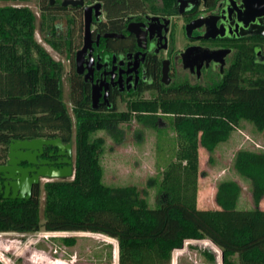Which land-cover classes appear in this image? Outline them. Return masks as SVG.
Returning <instances> with one entry per match:
<instances>
[{"label": "trees", "instance_id": "trees-1", "mask_svg": "<svg viewBox=\"0 0 264 264\" xmlns=\"http://www.w3.org/2000/svg\"><path fill=\"white\" fill-rule=\"evenodd\" d=\"M39 5L42 26L49 28L65 9L57 3L48 6L47 0ZM45 40L59 55L72 53L70 35ZM263 41L241 42L230 68L210 86L181 84L174 94L164 87L150 98H124V110L115 104L92 109L88 91L71 68L72 117L63 100V64L36 40L34 12L25 5L0 6V161L11 139L58 137L74 145L73 177L34 184L29 198L0 196V232L101 233L117 240L118 264H170L172 250L185 239L205 238L221 250L223 264H264V209L237 207L241 187L236 180L217 183L216 208L196 204L198 146L212 152L242 120L264 138V63L253 57V45ZM162 116L175 138L162 169L152 177L156 201L149 204L134 185L103 181V142L93 134L132 117L166 134L157 125ZM232 169L249 181L257 205L264 197V150L237 149ZM59 240L70 245L74 237Z\"/></svg>", "mask_w": 264, "mask_h": 264}, {"label": "flooded vegetation", "instance_id": "flooded-vegetation-1", "mask_svg": "<svg viewBox=\"0 0 264 264\" xmlns=\"http://www.w3.org/2000/svg\"><path fill=\"white\" fill-rule=\"evenodd\" d=\"M40 1L39 30L45 32V39L71 36L72 53L65 55L95 110L113 104L119 110V103L125 105L124 98L159 95L164 87L174 94V88L181 84L210 86L230 68L241 42L251 45L254 37L264 40V18L261 25L247 19L241 0H83L82 5L75 6L62 5L63 0H47L48 6L57 3L65 8L50 28L42 26ZM97 3L96 10L93 6ZM85 7H91L90 42L82 70L77 72L75 56L84 45ZM63 15L69 28L61 33L57 20ZM263 44L253 45V57L261 63ZM205 48L226 50L222 63L203 58ZM93 92L98 95L95 107ZM42 157L60 166L56 160L62 157L56 155L55 148L46 147Z\"/></svg>", "mask_w": 264, "mask_h": 264}, {"label": "rangeland", "instance_id": "rangeland-1", "mask_svg": "<svg viewBox=\"0 0 264 264\" xmlns=\"http://www.w3.org/2000/svg\"><path fill=\"white\" fill-rule=\"evenodd\" d=\"M8 4L27 5L34 12L35 38L50 53L54 59H60L63 64L62 94L63 100L73 117L69 102L70 73L69 56L59 55L45 41L44 31L39 30L38 2L0 1V6ZM57 23L64 33L68 28L67 16L63 15ZM264 46V44H263ZM153 95H143L150 98ZM119 110H124V103H119ZM159 118L158 127L164 128L160 135L153 128H146L134 117L129 121L120 122L111 130H98L94 137H100L103 142L99 161L103 171V181L113 186L134 185L141 196H145L149 204L156 201L155 187L152 177L162 169L164 157L168 155L171 139L175 131L169 127L166 118ZM239 128L249 133L252 140L240 144L239 132H232L229 137L219 142L212 152L198 146V178L196 204L201 209L217 207L214 200L217 183L221 179H233L241 187V198L238 208L264 209V197L257 205L254 204L250 183L234 173L232 158L238 148L264 150V138L251 122L242 120ZM160 140V148L157 143ZM72 161L74 160V145L72 143ZM71 178V177H68ZM66 178V179H68ZM46 180L40 181V186ZM43 191L41 192L40 211L42 209ZM74 237L73 243L66 245L59 237ZM118 243L113 237L84 231H62L49 234V231L39 229L33 232H0V264H118ZM206 253V257L203 254ZM223 264L221 250L209 239H185L182 246L174 248L170 264Z\"/></svg>", "mask_w": 264, "mask_h": 264}, {"label": "water", "instance_id": "water-1", "mask_svg": "<svg viewBox=\"0 0 264 264\" xmlns=\"http://www.w3.org/2000/svg\"><path fill=\"white\" fill-rule=\"evenodd\" d=\"M52 1V0H51ZM243 12L247 19L261 25L264 18V0H241ZM82 5L83 0H63L62 5ZM96 10L99 4L93 6ZM98 12H96L97 14ZM91 7L84 8V45L76 52V70L81 72V64L86 47L90 42ZM110 35V34H109ZM107 36V35H106ZM207 61L212 59L222 63V57L226 50H210L205 48L202 52ZM264 62V57H262ZM98 95L92 94V106L95 107ZM53 147L58 158L55 166L46 158H43L44 149ZM52 152L49 153L51 155ZM72 143H63L60 138H31L11 139L8 143L6 157L0 162V196L2 198H29L32 186L41 180L65 179L73 177L74 167L72 161ZM26 163L27 165H23Z\"/></svg>", "mask_w": 264, "mask_h": 264}, {"label": "crops", "instance_id": "crops-1", "mask_svg": "<svg viewBox=\"0 0 264 264\" xmlns=\"http://www.w3.org/2000/svg\"><path fill=\"white\" fill-rule=\"evenodd\" d=\"M234 131H235V132H239V133H241V134L243 135V137H241V136L239 137L240 140H241V142H240L241 145H242V144H246V145H247V143H245L247 139L252 140V139L250 138V136H249V133H248V132H245V131L242 130L241 128L236 127V128L234 129ZM238 149H239V148H238Z\"/></svg>", "mask_w": 264, "mask_h": 264}, {"label": "built area", "instance_id": "built-area-1", "mask_svg": "<svg viewBox=\"0 0 264 264\" xmlns=\"http://www.w3.org/2000/svg\"><path fill=\"white\" fill-rule=\"evenodd\" d=\"M53 233H55V232H49V234H53Z\"/></svg>", "mask_w": 264, "mask_h": 264}]
</instances>
